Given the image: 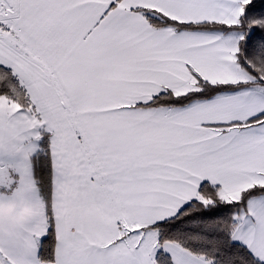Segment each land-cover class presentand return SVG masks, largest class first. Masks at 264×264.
<instances>
[{
  "label": "snow or ice",
  "instance_id": "obj_1",
  "mask_svg": "<svg viewBox=\"0 0 264 264\" xmlns=\"http://www.w3.org/2000/svg\"><path fill=\"white\" fill-rule=\"evenodd\" d=\"M0 264H264V0H0Z\"/></svg>",
  "mask_w": 264,
  "mask_h": 264
}]
</instances>
